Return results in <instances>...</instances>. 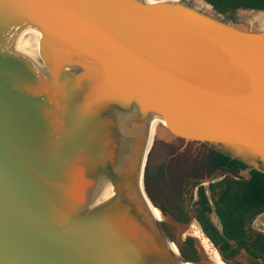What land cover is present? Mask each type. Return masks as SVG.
<instances>
[{"label":"water","instance_id":"95a60500","mask_svg":"<svg viewBox=\"0 0 264 264\" xmlns=\"http://www.w3.org/2000/svg\"><path fill=\"white\" fill-rule=\"evenodd\" d=\"M203 1L0 0V264L197 263L139 188L150 123L264 171V11Z\"/></svg>","mask_w":264,"mask_h":264},{"label":"trees","instance_id":"16d2710c","mask_svg":"<svg viewBox=\"0 0 264 264\" xmlns=\"http://www.w3.org/2000/svg\"><path fill=\"white\" fill-rule=\"evenodd\" d=\"M207 1L217 12L229 16L237 8L264 11V0ZM167 167L170 176L165 172ZM243 170H248L247 178L240 175ZM216 171L222 172L223 177L204 185L203 180ZM143 185L163 215L170 214L180 223H187L193 217L225 261L243 250L249 257L247 264H264V232L251 226L253 219L264 213L263 170L250 166L223 147L206 142L184 144L182 139H177L157 146L154 140L144 166ZM211 213L218 224L212 220ZM157 220L172 239L167 224ZM179 250L185 260L199 258L192 236L182 240Z\"/></svg>","mask_w":264,"mask_h":264},{"label":"rangeland","instance_id":"374dc122","mask_svg":"<svg viewBox=\"0 0 264 264\" xmlns=\"http://www.w3.org/2000/svg\"><path fill=\"white\" fill-rule=\"evenodd\" d=\"M188 2H190L192 4V1L191 0H186ZM234 15V14H233ZM232 15V16H233ZM232 16H229L227 14H225V17H232ZM151 133V132H150ZM152 134V133H151ZM150 135V134H149ZM152 136V135H151ZM149 137V136H148ZM156 145L158 146L159 143L161 142H164V143H173V142H176L177 139H173L169 142H165L163 140H161L159 137H156ZM185 144V142H184ZM225 149V148H224ZM166 174L168 176L171 175V170L167 167L166 168ZM240 175L243 176V177H247L248 176V173H247V170H243L240 172ZM223 177V173L220 172V171H216L212 174L211 177L209 178H205L203 180V184L204 185H207V183L209 181H214V180H217V179H220ZM139 186L142 190V192L144 193V189H143V184H142V180H141V176H140V180H139ZM192 215V213H191ZM211 218L212 220L214 221V223L218 224V219L216 218V216L211 213ZM162 221H164L167 226L169 227L170 229V233H171V236H172V239L173 241H176V240H180L182 241L186 236H192L195 238V243L196 245L199 247L200 249V253H199V258L197 260V263L196 264H204L205 261H207L208 259V256L206 255V253L204 252V249H203V246H202V239L203 238H207L204 233L202 232V230L200 229V226L198 225L197 221L192 217L191 220L187 223H180V222H177V221H173V220H163V219H160ZM195 226L200 230V234L198 236H196V234L194 233V228ZM251 226L256 229V230H260L262 232H264V213H261L259 215H257L252 223H251ZM190 228V229H189ZM208 239V238H207ZM209 240V239H208ZM210 242V240H209ZM212 244V243H211ZM175 245V244H173ZM172 244H170V246H173ZM213 246V245H212ZM174 247V246H173ZM214 247V246H213ZM215 248V247H214ZM216 249V248H215ZM217 250V249H216ZM174 251V250H173ZM218 255H219V263L218 264H247L248 261H249V257L248 255L243 251L241 250L237 255H235L234 257L232 258H228L227 261H225L223 258H222V255L217 251Z\"/></svg>","mask_w":264,"mask_h":264},{"label":"bare ground","instance_id":"6f19581e","mask_svg":"<svg viewBox=\"0 0 264 264\" xmlns=\"http://www.w3.org/2000/svg\"><path fill=\"white\" fill-rule=\"evenodd\" d=\"M167 1H170V0H153V3H154L155 7H161ZM191 1H192V5L195 8L200 9L202 11H206V12L210 11V5L205 3L203 0H191ZM250 15H254V16H250ZM237 19L241 20L245 23H248L252 26H255V25L261 26L262 25L261 15L258 12L239 11L237 13ZM121 125H124V121L122 122ZM164 129H165L164 124L160 120H154L150 123L149 128H148V133H147V142H146V148H145L143 162L145 161V157H146L148 151L151 149V147L154 143V140L156 139V137H158V135L160 134L161 131H164ZM233 150L237 151L239 154H241L243 156H247L250 154V151L248 149H244V148H234ZM143 162H142V165H143ZM139 188H140V186H139ZM140 190H141V188H140ZM143 194L146 196V199L148 200V203L150 204V207L152 209V212H153L155 218L167 220L166 216H164L161 213V211L151 203V201H150V199H148L146 193L144 192ZM193 228H194V226H193ZM194 233L196 234V236H198L200 234V230L196 226L194 228ZM170 244L173 245L175 243L170 242L169 245ZM212 245L213 244H211V242H209V240L207 238L202 239V246H203L204 252L208 256V259H207V261H205L204 264H218L219 263V255L217 253V250ZM173 246H170L171 249L174 250V253H176V255L179 254L176 244ZM182 264H194V263L182 262Z\"/></svg>","mask_w":264,"mask_h":264},{"label":"flooded vegetation","instance_id":"af4514ba","mask_svg":"<svg viewBox=\"0 0 264 264\" xmlns=\"http://www.w3.org/2000/svg\"><path fill=\"white\" fill-rule=\"evenodd\" d=\"M225 15V14H224Z\"/></svg>","mask_w":264,"mask_h":264}]
</instances>
